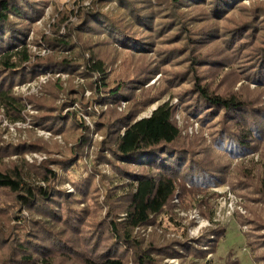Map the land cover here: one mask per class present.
<instances>
[{
	"label": "trees",
	"instance_id": "trees-1",
	"mask_svg": "<svg viewBox=\"0 0 264 264\" xmlns=\"http://www.w3.org/2000/svg\"><path fill=\"white\" fill-rule=\"evenodd\" d=\"M39 1L0 0L1 106L14 121L23 117L26 104L13 87L32 80L43 67L81 75L92 93L86 97L82 87L72 85L66 90L69 100L59 106L55 100L63 87L56 82L45 86L48 95L27 97L38 110L33 115L35 125L64 135L79 131L69 154L33 166L46 186L28 181L22 164L16 160L6 164L5 157L59 149L50 148L41 138L4 144L0 135V192L10 197L3 205H11L7 207L14 211L12 217L17 206L45 216L29 219L21 231L11 227L0 233V253L7 251L2 264H168L167 258L199 264L216 250L226 227L216 224L193 237L176 209L197 208L213 222V201L220 193L212 188L226 183L245 199L246 212L238 210L236 219L248 228L246 245L254 263L264 264V209L260 206L264 204V5L258 4L248 18L235 20L233 15L247 7L244 0H119L117 13L103 10L108 0H94V8L84 12L79 31H105L110 42L127 49L134 62L144 60L137 66L143 69L132 75L112 76L99 50L87 51L67 37L43 36V41L55 50L68 47L73 52L70 56L50 54L32 60L26 21L41 13ZM159 33L163 35L156 39ZM169 40L171 44L160 46ZM214 41L219 46L211 47ZM150 51L159 58H150ZM154 61L162 64L152 66ZM168 65L184 68L166 76L164 89L148 93L153 87L145 88V82L156 70L167 75ZM226 66L247 81L235 89L236 81L215 84L204 72ZM168 91L197 118L200 133H184L177 123V106L169 101L150 116L137 119L140 110ZM122 99L130 103L124 114L117 111ZM76 100L83 109L106 106L95 117V126L104 137L101 146L110 153L100 155L110 163L112 176L98 171V180L82 162L89 126L74 111L62 114ZM257 151L260 160L232 166L234 159ZM50 163L63 166L69 176L61 177ZM67 180L75 193L55 186ZM102 186L108 210L101 217ZM148 227L152 231L146 237L142 230ZM230 264H238V259Z\"/></svg>",
	"mask_w": 264,
	"mask_h": 264
},
{
	"label": "rangeland",
	"instance_id": "rangeland-1",
	"mask_svg": "<svg viewBox=\"0 0 264 264\" xmlns=\"http://www.w3.org/2000/svg\"><path fill=\"white\" fill-rule=\"evenodd\" d=\"M155 2V0H153ZM41 3L39 13L36 17H33L26 21L29 30L26 32V44L29 50L32 52V60H35L36 56H45L50 54H56L58 57L64 55L70 56L73 54L67 48L59 47L56 50L48 45L46 41H43V36H50L51 38H65L67 37L72 41L73 44L79 43L82 48L89 51V49L99 50V54L108 62L109 70L112 71V76L117 75H132L137 69H143V67H137L144 60L142 58L137 59L134 62L129 58L127 49H124L117 42H110L108 34L105 31H100L98 34L89 31H79L80 26L84 22V12L86 10H92L94 8V0H40ZM244 4L247 6L243 10H239L233 15L235 20H239L241 16L248 18L250 14L258 4L264 5V0H244ZM121 9V4L119 0H108V2L103 6V10L111 13H117ZM251 10V11H250ZM259 15L256 16L258 20ZM226 23L222 24L225 27ZM163 33H159L156 39ZM245 40H247L246 35H243ZM241 36V37H243ZM169 41L161 43L160 46H167ZM85 44V45H84ZM211 47H215L218 42L214 41L211 43ZM219 46V45H217ZM150 50V49H149ZM150 58H155L157 60L158 53L150 51ZM132 60V61H131ZM154 65H161V62L157 61L151 63ZM167 75L164 71L156 70L151 78L145 82V88L153 87L148 93L154 94L164 89L166 86V76L171 74L172 71H179L183 69V65L179 66H169L168 65ZM219 69V68H218ZM221 70L215 72L212 68L206 69L204 72L212 76L215 84L222 83L224 80L235 82L231 85L235 89L238 88L242 82L247 80H241L239 77H235L233 73V68L226 66L221 67ZM229 70H231L229 72ZM229 72V73H228ZM38 75L32 80L25 81L22 83H17L13 87V92L23 96L24 102L26 104L25 111L23 112V117L17 120H12L8 115L6 109L0 104V135L4 144H17L23 140H36L38 138L43 139L48 145L52 146L50 148L57 147L59 151H51L48 153L45 150H29L25 151L23 154L15 153L9 157H5L6 164H10L13 160L20 162L25 171V178L32 182L33 184H40L43 186L47 185V182L43 180L41 175H38L34 169V165H41L49 157L51 158H63L70 153L71 148L75 144V138L79 134V131L72 130L68 134L54 133L50 129L44 128L40 125H35L33 123V115L38 113V110L33 107L31 103L27 100L30 95H48L45 92V86L48 84L59 82L61 83L63 89L59 92L55 103L57 105L64 104L65 101L69 100V96L66 94V90L72 85L75 87H82L85 91V96L90 97L92 91L89 89L85 78L81 75L71 74L64 70L51 69L48 67H43L38 71ZM228 73V74H226ZM228 79V77H230ZM251 87H255V84L249 82ZM223 85V84H221ZM225 86V85H224ZM222 86V88L224 87ZM141 89H138L140 91ZM48 97V96H47ZM170 102L177 106L176 119L179 126L184 130V133H189L190 135H195L201 132L200 122L196 117L187 113L183 109L182 103L177 95L172 94L171 91L161 94L155 101L147 105L145 108L139 111L137 119L142 117H148L152 114L153 110L156 109L160 104L164 102ZM105 105H89L87 109H83V105L79 101L68 103L67 106L62 110V114L68 113L69 110L76 112L79 116L86 121L89 126V141L84 145L82 152V162L91 171L94 172L97 179L100 180L99 172L106 174L108 176L113 175V169L110 163L105 159L101 158V151L105 152L106 155L110 156V153L101 146L103 140V134L96 129L95 117L99 115L102 107ZM130 103L126 99H122L117 106V111L121 114L129 112ZM94 109L97 113L90 111ZM103 108H106L103 107ZM117 112V113H118ZM205 138L209 139L208 131L203 129ZM56 149V150H57ZM103 149V150H102ZM103 152V153H104ZM261 153L251 152L245 156H240L233 160L232 166L237 163L249 164L252 159L255 161L260 160ZM94 165L97 170H94ZM30 166L32 169H30ZM50 166L57 170L61 177L67 178L69 176V171H66L63 166L56 163H50ZM99 171V172H98ZM80 173V170L76 172V175ZM58 189L66 190L68 193H75L74 185L69 181H64L63 183H57L55 185ZM213 191L220 193L213 201L214 206V220L210 221L208 218L204 217L197 208L185 209L183 207H178L176 212L182 222V224L188 226L189 233L193 237H197L200 233L207 228L216 226V224H221L226 227V235L218 241L217 248L214 252L210 253L206 262L199 260V264H230L232 260L238 259V264H255L252 258L249 247L246 245L245 231L248 229L246 225L241 226L236 219V212L239 210L242 213L246 212V207L244 205L245 199L235 193L228 183L213 187ZM105 189L103 186L100 190V196L98 197L99 202L102 204V210L99 212V216H105L108 207L105 205L104 193ZM10 197L8 195L2 194L0 192V208H6L4 212L0 210V233H7L11 227L13 230H22L26 223L31 218H43L44 215H37L33 211L29 210L27 207L23 206L15 209L16 215L12 217L14 211L10 208L11 205L4 204ZM175 201L178 203V199ZM9 206V208L7 207ZM264 209V204H261ZM152 231L151 227L143 229L142 232L146 237L149 236ZM7 251L0 253V264H2L3 259H5ZM168 264H179L177 258H167L165 260Z\"/></svg>",
	"mask_w": 264,
	"mask_h": 264
}]
</instances>
